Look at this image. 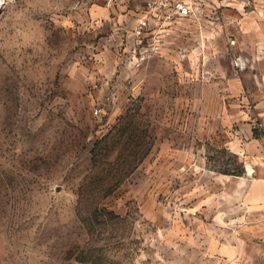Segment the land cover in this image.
<instances>
[{"label":"rangeland","instance_id":"1","mask_svg":"<svg viewBox=\"0 0 264 264\" xmlns=\"http://www.w3.org/2000/svg\"><path fill=\"white\" fill-rule=\"evenodd\" d=\"M146 1L0 0V264H264V0Z\"/></svg>","mask_w":264,"mask_h":264},{"label":"built area","instance_id":"2","mask_svg":"<svg viewBox=\"0 0 264 264\" xmlns=\"http://www.w3.org/2000/svg\"><path fill=\"white\" fill-rule=\"evenodd\" d=\"M213 0H147L137 22L138 32L159 31L185 18H194L204 13ZM236 65L242 67L244 61L237 57Z\"/></svg>","mask_w":264,"mask_h":264},{"label":"crops","instance_id":"3","mask_svg":"<svg viewBox=\"0 0 264 264\" xmlns=\"http://www.w3.org/2000/svg\"><path fill=\"white\" fill-rule=\"evenodd\" d=\"M261 173L264 175V166H263V168H261ZM262 181L264 182V178H262ZM262 201L264 202V190H263V198H262ZM253 224H254L253 225L254 228H256L255 226L260 225V229H259L258 234L260 235V237H262L264 239V220H260L259 222H255L254 221Z\"/></svg>","mask_w":264,"mask_h":264}]
</instances>
